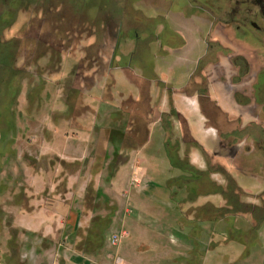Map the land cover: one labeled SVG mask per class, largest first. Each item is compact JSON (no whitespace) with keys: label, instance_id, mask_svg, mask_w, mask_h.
Listing matches in <instances>:
<instances>
[{"label":"crops","instance_id":"crops-1","mask_svg":"<svg viewBox=\"0 0 264 264\" xmlns=\"http://www.w3.org/2000/svg\"><path fill=\"white\" fill-rule=\"evenodd\" d=\"M194 18L169 15L184 35L177 48L120 33L109 72L104 48L79 53L78 105L49 112L47 172L32 166L31 195L17 202L33 214L40 199L76 233L61 264H264V162L244 149L253 115L231 97L226 63L198 49ZM22 229L0 264L28 261Z\"/></svg>","mask_w":264,"mask_h":264},{"label":"rangeland","instance_id":"rangeland-1","mask_svg":"<svg viewBox=\"0 0 264 264\" xmlns=\"http://www.w3.org/2000/svg\"><path fill=\"white\" fill-rule=\"evenodd\" d=\"M207 2L210 1L12 0L7 7L1 6L0 262L4 261L6 252L16 245L17 227L26 228L18 231L19 242L30 244V250L26 246L22 249L29 255L25 264H61L65 251L73 253L74 249L77 250L74 244L78 240L76 233L68 230L61 219L47 215L45 211L40 212V199L34 201L36 212L33 214L20 215L17 202L31 195L32 166L47 172L53 150V146L46 144V138H49V112L65 100L73 102L72 107L78 105L81 94L76 77L78 71L83 69L87 47L104 48V62L108 63L106 72L112 68L109 57L120 33H148L158 37L165 50L177 48L183 44L184 35L181 28L169 19V15H199L201 9L198 5L210 4ZM160 11L164 16L158 18L156 14ZM202 14L209 17L208 13ZM199 18H194L196 21L190 25L196 39L200 38L197 40L198 49L209 52L210 60L215 56L216 63L225 62L224 58H219V53L225 54L224 49L218 50L217 47V53L213 51V39L207 33L209 19L208 22L202 17V21L206 22L202 25ZM158 21L162 24L160 30L157 28ZM198 27L205 31V35L197 33ZM81 51L84 52L83 60L79 55ZM65 53H70L71 57L78 53L74 55L77 62L67 60L66 65L71 67L67 74L63 72ZM251 118H248L249 136L244 149L258 147L253 151V157L264 162V151H261L263 148L258 143V138L264 136V126L259 127L258 123L250 121ZM93 150L89 146L88 154ZM122 160H118L120 164ZM108 171L112 174L115 168ZM123 236L115 234L110 241L116 245ZM178 248L183 249L182 246ZM173 255L172 252L168 254L169 258ZM10 260L14 261V258ZM155 264L173 263L158 260Z\"/></svg>","mask_w":264,"mask_h":264},{"label":"flooded vegetation","instance_id":"flooded-vegetation-1","mask_svg":"<svg viewBox=\"0 0 264 264\" xmlns=\"http://www.w3.org/2000/svg\"><path fill=\"white\" fill-rule=\"evenodd\" d=\"M209 1L207 3L210 4L205 6L198 5L201 13L194 16L200 17L199 22L202 25L206 23L202 21L203 18L207 21L209 19L207 33L213 39V51H226L224 58L231 97L233 100H241L243 109L253 115L252 121L263 127L264 0ZM202 13H208L209 17L206 18ZM197 29V33L205 35L202 28ZM258 143L259 146H264V136L258 138Z\"/></svg>","mask_w":264,"mask_h":264},{"label":"trees","instance_id":"trees-1","mask_svg":"<svg viewBox=\"0 0 264 264\" xmlns=\"http://www.w3.org/2000/svg\"><path fill=\"white\" fill-rule=\"evenodd\" d=\"M12 2V0H0V9H1V6L2 5H4L5 7H7V4H9V3H11ZM0 14H1V10H0ZM109 25V24H108ZM111 27H112V25H111ZM91 48H94V47H92L91 46ZM92 56V55H91ZM87 57H88V55H87ZM84 62H86V60L84 61Z\"/></svg>","mask_w":264,"mask_h":264},{"label":"built area","instance_id":"built-area-1","mask_svg":"<svg viewBox=\"0 0 264 264\" xmlns=\"http://www.w3.org/2000/svg\"><path fill=\"white\" fill-rule=\"evenodd\" d=\"M114 241H116V239H114Z\"/></svg>","mask_w":264,"mask_h":264}]
</instances>
